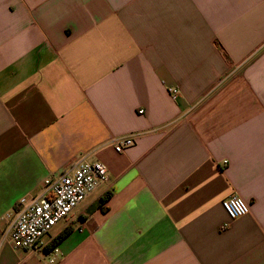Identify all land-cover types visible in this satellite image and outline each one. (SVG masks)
<instances>
[{
	"label": "crops",
	"instance_id": "obj_1",
	"mask_svg": "<svg viewBox=\"0 0 264 264\" xmlns=\"http://www.w3.org/2000/svg\"><path fill=\"white\" fill-rule=\"evenodd\" d=\"M81 157L55 264H264V0H0V264H50L4 217Z\"/></svg>",
	"mask_w": 264,
	"mask_h": 264
},
{
	"label": "built area",
	"instance_id": "obj_2",
	"mask_svg": "<svg viewBox=\"0 0 264 264\" xmlns=\"http://www.w3.org/2000/svg\"><path fill=\"white\" fill-rule=\"evenodd\" d=\"M169 92L174 101L179 98L178 88ZM112 145L117 153H123L135 145V140L113 139ZM109 182L110 177L103 164L81 157L58 177L48 179L42 193L23 198L16 209L5 215V239H9L16 249L37 254L48 263L55 264L62 255L57 246H50L51 243L44 238L61 221L70 219L74 210L101 185ZM222 205L232 221L250 212L249 205L239 196L225 199ZM229 227V224L223 225L221 231Z\"/></svg>",
	"mask_w": 264,
	"mask_h": 264
},
{
	"label": "trees",
	"instance_id": "obj_3",
	"mask_svg": "<svg viewBox=\"0 0 264 264\" xmlns=\"http://www.w3.org/2000/svg\"><path fill=\"white\" fill-rule=\"evenodd\" d=\"M110 198V194H106L103 198H102V202L105 203L108 199ZM68 234V231H65L63 233H61L58 237H56L53 242L50 244V246H53L55 244H57L60 240H62L66 235Z\"/></svg>",
	"mask_w": 264,
	"mask_h": 264
},
{
	"label": "rangeland",
	"instance_id": "obj_4",
	"mask_svg": "<svg viewBox=\"0 0 264 264\" xmlns=\"http://www.w3.org/2000/svg\"><path fill=\"white\" fill-rule=\"evenodd\" d=\"M54 229H55V228H53V230L51 231V233H50L48 236H46V237L44 238L45 241H48V240L50 239L49 236H51V235L55 232Z\"/></svg>",
	"mask_w": 264,
	"mask_h": 264
}]
</instances>
